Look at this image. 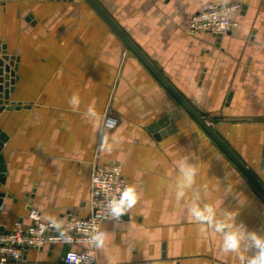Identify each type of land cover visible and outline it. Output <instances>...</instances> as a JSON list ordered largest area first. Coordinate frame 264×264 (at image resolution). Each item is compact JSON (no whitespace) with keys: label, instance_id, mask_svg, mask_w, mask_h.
Instances as JSON below:
<instances>
[{"label":"crops","instance_id":"crops-1","mask_svg":"<svg viewBox=\"0 0 264 264\" xmlns=\"http://www.w3.org/2000/svg\"><path fill=\"white\" fill-rule=\"evenodd\" d=\"M98 1L200 114L216 104L213 128L264 184V0ZM219 2L242 4L237 27L189 33L191 17ZM0 44L19 59L14 107L0 113L4 229L29 226L30 207L45 222L88 216L92 167L116 160L138 200L124 220L104 221L100 264H239L221 234L195 222V205L264 236V197L86 0H0ZM89 106L118 119L111 151ZM176 110L177 130L157 139L150 127ZM185 164L197 175L177 199ZM64 248L28 247L13 264H65Z\"/></svg>","mask_w":264,"mask_h":264},{"label":"built area","instance_id":"built-area-1","mask_svg":"<svg viewBox=\"0 0 264 264\" xmlns=\"http://www.w3.org/2000/svg\"><path fill=\"white\" fill-rule=\"evenodd\" d=\"M242 9L240 3H209L191 17L187 30L191 34L209 32L218 37L227 35L237 27V23L231 19L232 13ZM104 118L116 120L118 125V119L109 115V112H106ZM127 186L129 180L123 173L121 162L112 160L104 165L94 164L90 181L89 215L81 218L68 216L56 221L64 233L61 237L60 232L50 222L41 219L37 209L30 207L29 217L32 223L29 226L23 227L21 223H17L11 231L0 228V264L23 262V253L28 247L42 248L55 244L69 247V251L62 257L65 264H76V260L80 264H100L98 248L95 247L92 236L100 231L106 237L103 228L104 221L109 219L106 206ZM129 210L116 220H124ZM75 244H85L86 248L75 250ZM72 257L76 259L73 260Z\"/></svg>","mask_w":264,"mask_h":264},{"label":"water","instance_id":"water-1","mask_svg":"<svg viewBox=\"0 0 264 264\" xmlns=\"http://www.w3.org/2000/svg\"><path fill=\"white\" fill-rule=\"evenodd\" d=\"M93 9L102 17V19L111 27V29L123 41L126 48L131 51L142 64L151 72L163 88L173 97L179 106L207 133V135L216 143L222 152L230 159V161L242 172L255 189L264 197V184L261 180L248 168V166L236 155L230 146L213 128L212 122L205 115L200 114L192 104L183 96V94L168 80V78L146 57L142 50L134 43L129 35L120 27L113 17L105 10L98 0H86ZM18 57L9 55L6 47L0 44V113L5 109L11 110L14 107L13 101H10V95L14 92L15 83L18 80L16 71L18 69ZM21 107V103L17 105V109ZM181 112L174 111L168 117L160 119L154 123L150 130L155 133V137L160 139L177 130L176 120L180 118ZM8 140V135L0 128V188L5 182L6 165L4 156L1 153L4 143ZM264 156V155H263ZM264 168V159L262 161ZM5 193L0 191V207L2 206ZM1 229L4 227L0 226ZM63 256L69 251L68 246H64Z\"/></svg>","mask_w":264,"mask_h":264},{"label":"clouds","instance_id":"clouds-1","mask_svg":"<svg viewBox=\"0 0 264 264\" xmlns=\"http://www.w3.org/2000/svg\"><path fill=\"white\" fill-rule=\"evenodd\" d=\"M69 104L73 110H76L80 105V98L77 94L69 100ZM88 117L97 125V131L100 133V149L111 151L110 140L112 130L117 127V121L104 118L102 120L99 113L92 106L87 108ZM182 176L177 184L176 198L182 199L186 195V190L192 188L197 175L196 168L192 165L185 164L180 169ZM206 187V186H205ZM138 200L136 189L133 186L125 187L115 199H112L107 204V212L110 219H119L127 210L133 208ZM190 213L201 226V230L211 228L223 237L222 250L225 253H235L238 257L239 264H264V236L258 235L256 232H249L243 226L229 224L219 220L216 217L215 209L211 206L201 208L195 205L190 208ZM63 237L61 225L56 221H49ZM105 234L96 232L92 236V241L96 248L102 249L104 245ZM243 249V251H242ZM251 252V255L244 253ZM75 260V257H72ZM76 264H80L76 260Z\"/></svg>","mask_w":264,"mask_h":264},{"label":"rangeland","instance_id":"rangeland-1","mask_svg":"<svg viewBox=\"0 0 264 264\" xmlns=\"http://www.w3.org/2000/svg\"><path fill=\"white\" fill-rule=\"evenodd\" d=\"M210 104H211V107L207 106L208 108H204V106H202V108L204 109L202 114L207 116L209 118V120L212 122V125H213L215 123V121L223 120V117H219V116L216 115V113L218 111V109L217 110L214 109L216 104L215 103H210ZM229 104L230 103H222V107L224 109H226V105H229ZM210 108H211V110H210ZM105 114H106V111L104 112L103 117H104Z\"/></svg>","mask_w":264,"mask_h":264}]
</instances>
